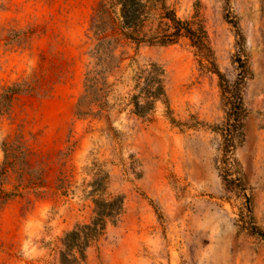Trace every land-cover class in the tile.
I'll return each instance as SVG.
<instances>
[{
	"label": "rangeland",
	"instance_id": "obj_1",
	"mask_svg": "<svg viewBox=\"0 0 264 264\" xmlns=\"http://www.w3.org/2000/svg\"><path fill=\"white\" fill-rule=\"evenodd\" d=\"M141 11L130 40L108 0H0V93L27 81L48 94L0 116V163L18 136L36 173L10 178L0 264H70L79 244L66 235L103 215L78 264H264V0H143ZM169 12L202 50L139 43L172 31ZM238 55L242 137L224 160L229 105L213 70L232 86ZM149 64L165 104L132 98ZM99 194L111 208L95 207Z\"/></svg>",
	"mask_w": 264,
	"mask_h": 264
},
{
	"label": "trees",
	"instance_id": "obj_2",
	"mask_svg": "<svg viewBox=\"0 0 264 264\" xmlns=\"http://www.w3.org/2000/svg\"><path fill=\"white\" fill-rule=\"evenodd\" d=\"M108 1L110 4H114L120 8L124 30L128 31V33H124L123 36L133 40V38H131L133 34L141 35V32H138L136 28L138 24H140L143 17V13L141 11L143 0ZM165 17L172 24V31L163 36L149 38H143L142 36V38H140L141 42L139 43H147L148 45H168L176 43L180 38H186L196 50H202L203 40L201 36L193 31L187 23L181 22L173 13L170 12L167 13ZM226 19L233 25V28L236 29V46L241 54L242 36L237 30L236 25L229 20V13L226 15ZM236 63L238 78L232 86H228L226 84L225 78L217 69L213 70V73L219 80L222 95L226 97L229 105L226 123L221 130L223 137L222 154L224 160H228L230 158L235 141L242 137V123L245 114L241 96V86L246 79L247 70L240 55H238ZM210 67L212 71V64ZM134 91H136V95H133L132 98H135V100H137L138 97L144 98L145 102L147 101L148 106H152V104L157 101H161L165 104L166 97L162 81V70L152 64L140 69L136 78ZM34 95L42 98L48 97V94H42V92H39L37 86L27 81L15 82L5 87L0 93V116L8 115L10 113L12 103L17 97ZM1 149L3 152V159L0 163V212L10 201L18 197L17 192H15L16 188H14L13 191L8 190L11 176L21 180L24 174L28 177L36 175L35 171L27 170V150L24 145H22L21 138L16 136L7 142H3L1 144ZM35 177L37 176H34L33 179H35ZM95 196L94 205L96 208H101L103 210L111 208L113 202H108L102 194ZM107 217V215L100 216L98 223L96 219V223L94 222L92 225L95 226V229H92V226L85 225L80 228L82 232H80V229H76L66 235V240H70L72 244L74 242L79 244V246L76 245V248H74L70 256L72 258V262L70 264H78V262L84 259V250L88 247L90 242L103 232ZM252 231L258 234L255 228H252ZM61 263H67L65 256H62Z\"/></svg>",
	"mask_w": 264,
	"mask_h": 264
}]
</instances>
